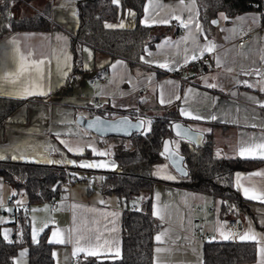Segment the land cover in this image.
Here are the masks:
<instances>
[{
    "label": "crops",
    "instance_id": "crops-1",
    "mask_svg": "<svg viewBox=\"0 0 264 264\" xmlns=\"http://www.w3.org/2000/svg\"><path fill=\"white\" fill-rule=\"evenodd\" d=\"M76 1L22 2L17 14L20 17L33 13L43 15L48 28L14 30L0 38V96L23 101L0 125V156L4 157L0 160L56 165L73 176H81L68 186L60 184L56 196L34 202H29L21 189H14L0 176V211L3 212L0 240H14L11 222L15 220V211L7 206V201L13 194L22 192L28 213L29 240L33 244L41 240L49 244L52 264H74L77 258L86 257L84 252H76L78 247L98 251V256H87L97 260L117 257V247L119 255L121 251L120 226L125 202L101 189L104 172L118 168L111 156V143L73 123L77 109L86 117L100 111L110 118L139 111L162 112L165 107L175 109L186 125L209 137L215 157L262 160L258 156L242 158L239 150L259 143L264 137V108L259 106L264 104V7L236 14L227 22L219 13L212 20L217 23L211 21L203 25L192 0H184V4L180 0H145L139 18L142 25L161 27L172 22L179 25L180 31L175 34L170 31L145 46L134 63L82 43L80 71L71 75V39L78 23ZM130 12L133 15H129ZM173 15L185 22L191 16L192 22L185 28L178 20L171 19ZM165 20L170 22H161ZM197 22L203 29L202 34L196 30ZM121 23L124 27L114 28L133 26L132 9L120 7L115 20L105 25ZM241 27L250 32L251 38L238 46L237 31ZM209 44L213 45L211 51L201 54L200 50ZM193 54L197 57L194 60ZM203 57L208 60L198 64ZM38 61L44 63L35 71L32 65ZM22 65L29 70L20 73ZM98 74L106 76L107 81L101 83L96 78L93 85L89 84L88 79ZM25 89L43 94L21 97ZM182 111L185 114L182 115ZM141 118L150 121L149 116ZM69 147L74 151H69ZM14 156L17 158L13 159ZM82 162L107 166L79 167ZM170 170L165 172L175 179L161 178L165 181L154 183L151 191L150 214L159 224L152 235V264H202L203 245L212 241L253 243L255 258L236 264H264V253L260 251L264 247V239H261L264 237L261 223L264 203L248 199L243 191L254 188L257 194L264 192V175H254L264 174V162L233 173V187L245 200V205L231 217L222 216L219 198L169 183L180 179L172 168ZM51 199L57 200L53 210L49 209ZM224 218H235L240 230L227 229L221 222ZM249 225L259 234L257 240L239 238ZM195 227L211 234V240L200 242L191 237ZM221 232L231 233L230 238L224 239ZM61 239L65 242H49ZM22 252L25 254L21 255ZM12 263L28 264L25 246L16 249Z\"/></svg>",
    "mask_w": 264,
    "mask_h": 264
},
{
    "label": "trees",
    "instance_id": "trees-1",
    "mask_svg": "<svg viewBox=\"0 0 264 264\" xmlns=\"http://www.w3.org/2000/svg\"><path fill=\"white\" fill-rule=\"evenodd\" d=\"M30 0H0V38L14 30H44L49 23L40 14L33 13L20 17L17 8L22 2ZM145 0H120V6L112 0H77V27L71 39L73 73L81 68L80 46L86 43L93 48L128 60L137 62L145 46L151 45L162 35L180 31L179 25L144 26L139 22ZM197 14L202 24H209L219 13L229 21L234 15L264 7L263 0H195ZM254 4H257L254 7ZM120 7H128L134 12L131 28H108L105 23L115 20ZM23 101L0 96V125L17 109ZM110 118L102 112H95ZM135 119L137 116H130ZM146 131L133 133L129 137L108 136L112 141L111 156L117 170L105 171L101 189L115 194L125 202L121 215V251L115 258L97 260L93 257L77 258L74 264H152V235L159 224L150 214L151 191L154 183L164 182L154 175L157 165L165 162L160 148L164 138L176 141L172 147L183 156L186 176L178 181H166L179 187L209 194L221 200L222 216H235L237 210L245 205V200L233 187V173L246 171L262 160L247 161L241 158H217L212 153V143L203 134L202 145L194 147L190 142L171 134L170 125L178 118L175 109L163 108L162 115L150 118ZM150 128V130H149ZM126 142V143H124ZM0 176L16 190H22L29 202L50 199L60 190L65 177L63 167L33 162L0 160ZM54 185H56L54 187ZM232 206V207H229ZM11 222L15 230L11 242L0 240V264H13L16 249H28V264H52L49 244L29 240L26 219L14 212ZM255 258V246L248 242L212 241L204 243L202 264H236L249 262Z\"/></svg>",
    "mask_w": 264,
    "mask_h": 264
},
{
    "label": "snow or ice",
    "instance_id": "snow-or-ice-1",
    "mask_svg": "<svg viewBox=\"0 0 264 264\" xmlns=\"http://www.w3.org/2000/svg\"><path fill=\"white\" fill-rule=\"evenodd\" d=\"M113 4H116L117 6H119V3H120V0H112ZM192 2L194 3L195 0H192ZM180 3L181 4H184V0H180ZM129 15H133L131 12L129 13ZM226 19V17H224ZM171 19H175V20H178L180 22V24L187 28L189 23L192 22V17L189 16L188 17V21L185 22L184 20L181 19L180 16L178 15H173L171 17ZM162 23H169L170 21L168 20H165V21H161ZM212 23H217V21H212ZM106 27L108 28H114V27H124V24L121 23L119 25H112V24H106L105 25ZM196 30L198 32H200L201 34L203 33V29L201 27V25L197 22L196 23ZM184 39H187V37H185ZM213 48V45L209 44L207 45L204 49L200 50L201 51V54L203 51H211V49ZM85 51H87V49H85ZM196 55L193 54L192 55V59H196ZM187 57H185V61L187 62ZM147 62V61H146ZM44 61H38V62H33V65H32V69L35 70V71H39V66L41 64H43ZM217 64L219 65V60H217ZM160 67H167L166 64H160L159 65ZM29 69H27L24 65L21 66L20 68V73H23L25 71H28ZM253 71H258V70H253ZM20 73H17V76L20 75ZM0 84H2V80H0ZM209 87H215V85H209ZM249 87H251V85H249ZM30 94H43V93H33V92H30L28 91L27 89H25L22 93H21V97H23L24 95H30ZM163 102V101H162ZM260 107L264 108V104H260L259 105ZM185 114L183 113L182 111V115ZM191 116V114H188ZM191 118L193 119H200L201 117L199 116H192ZM213 119H215V117H212ZM122 123H127V121H123ZM140 124L143 125L144 124V121H140ZM148 124L150 125L151 124V121L148 122ZM254 126V125H253ZM175 128L177 129V135L178 136H181V137H188L190 135L192 136H195V133H192V130L191 129H188V130H183L181 131L180 130V125H175ZM150 130V128H149ZM210 131V130H209ZM62 143H64L62 141ZM168 144L169 142H165V145H164V148H165V152H168ZM67 146V145H66ZM69 151H74L71 147H69ZM95 151V149L93 150ZM99 155H106V153H98ZM163 154V153H162ZM219 155V153H218ZM239 155L242 157V158H256L257 156L261 159H264V137L261 138V141L259 143H252L250 145H248L247 147H241L240 150H239ZM13 159H16L17 157H12ZM0 159H4L3 156H0ZM48 163H61V161H46ZM67 163L69 164H74L75 162L74 161H67ZM79 167H86V168H98V167H106L107 165H104V164H99V163H89V162H82L78 165ZM254 175H264L262 173H254ZM162 178H165V179H175L174 176H171V175H166V176H163ZM239 179V177H238ZM238 187L239 184H237ZM244 191V195L248 198V199H258L261 203H264V192H260L259 194H257L256 190L253 188V189H249V188H244L243 189ZM101 203H103V201H101ZM229 207H232V206H229ZM156 213H154L155 215ZM111 215L113 216H117L118 213H111ZM262 225H264V221H261ZM57 233H53V236H56ZM230 235L231 233H229L228 235L224 234L223 232H221V236L224 238V239H229L230 238ZM258 233L254 232L252 230V227L251 225H249V228L248 230L245 232L244 235L240 236L239 238L241 240H257V237H258ZM4 238L7 240L8 239V235L7 233H5L4 235ZM97 239H99L97 237ZM156 239L159 241L160 240V236L158 235L156 237ZM261 239H264V237H261ZM33 240L35 241L36 240V236L35 234H33ZM11 242V241H9ZM50 243L51 242H56V243H64L65 240H55V241H49ZM79 243V242H78ZM99 247V246H98ZM84 252L85 253V256H98L99 255V252L96 251V250H93L91 248H87V247H78L76 249V252ZM159 251V249H158ZM260 251L262 253H264V247H261ZM25 253H21V255H24ZM76 253L74 252V255ZM115 255L118 257L119 256V248L117 247L115 249Z\"/></svg>",
    "mask_w": 264,
    "mask_h": 264
},
{
    "label": "water",
    "instance_id": "water-1",
    "mask_svg": "<svg viewBox=\"0 0 264 264\" xmlns=\"http://www.w3.org/2000/svg\"><path fill=\"white\" fill-rule=\"evenodd\" d=\"M75 123L89 131L90 133L106 138L108 136H119V137H129L133 133H139L143 131L144 124L141 125L140 121H144L143 118H131L129 115L123 114L119 116H115L112 118L103 117L100 114H93L91 116H83L81 114H77L74 117ZM123 121H127V123H122ZM175 125H180V130H188L191 129L188 125L183 124L180 121H174L170 125L171 134L180 139H184L190 142L194 147H200L202 145L203 133L194 129L192 133H195V136L181 137L177 135V129ZM169 142L168 144V152H165V142ZM161 154L165 157L167 164L172 168V170L179 175L180 177L186 176V169L183 167V156L179 154L171 144L169 138H164L161 143L160 148ZM56 185H54L55 187Z\"/></svg>",
    "mask_w": 264,
    "mask_h": 264
},
{
    "label": "built area",
    "instance_id": "built-area-1",
    "mask_svg": "<svg viewBox=\"0 0 264 264\" xmlns=\"http://www.w3.org/2000/svg\"><path fill=\"white\" fill-rule=\"evenodd\" d=\"M257 4H254V7H256ZM250 32L244 28L241 27L237 31V40L236 44L238 46H242L245 43H247L250 40ZM208 60V57H203L201 61H198V64H201L205 61ZM98 79L101 83H104L107 81V77L101 74H98L97 77H90L88 79L89 84L93 85L95 79ZM98 106H101V103H98ZM142 117L144 115L139 114ZM79 180V178L69 174L67 171L65 172V177L62 180L61 184L63 186H68L70 183L73 181ZM23 193L22 192H17L13 194L7 201V206L11 207L13 211L18 212L24 219L28 218V213L26 211L25 205L22 202L23 198ZM124 203V201H122ZM57 206V200L56 199H51L50 204H49V209L53 210ZM3 217V212L0 211V219ZM221 222L224 224V226L229 229L230 231H238L240 230V225L238 221L235 218H224L221 220ZM191 237L194 239L200 241V242H205L211 240V234L204 232L200 227H195L192 232H191Z\"/></svg>",
    "mask_w": 264,
    "mask_h": 264
},
{
    "label": "rangeland",
    "instance_id": "rangeland-1",
    "mask_svg": "<svg viewBox=\"0 0 264 264\" xmlns=\"http://www.w3.org/2000/svg\"><path fill=\"white\" fill-rule=\"evenodd\" d=\"M77 113H76V115L77 114H80V113H84L83 111H81V110H79V109H77V111H76ZM80 112V113H79ZM162 113H163V111L162 112H149L148 114H146V113H144V112H141V111H139V112H135L134 114H132L131 113V115L130 116H140L139 114H141V115H144V116H149L150 118L151 117H153V116H157V115H162ZM128 115V114H127ZM148 122H149V119L148 118H144V128H143V131H146L147 129H148V127H149V124H148ZM73 123H74V119H73ZM77 127V126H76ZM76 129H81V128H76ZM79 131H83V130H79ZM74 141H76V140H74ZM111 144H112V141H110V140H108ZM76 143H78V142H76ZM124 143H126V142H124ZM172 144H173V146L175 147V145H176V141L175 140H173L172 141ZM94 149L92 148L91 150H90V152L91 153H93V152H95V151H93ZM162 163H165V164H162ZM161 164H159V165H157L156 166V168H155V170H154V175L156 176V177H158V178H162L163 176H166V175H168L167 174V172H165V171H169L171 168H170V166L167 164V162L165 161V162H162ZM168 165V166H167ZM171 171V170H170ZM173 173V172H172ZM77 178H80L81 176H79V175H75ZM76 181H78V180H76ZM75 181V182H76Z\"/></svg>",
    "mask_w": 264,
    "mask_h": 264
}]
</instances>
